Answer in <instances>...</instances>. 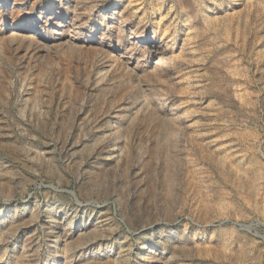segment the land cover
Returning <instances> with one entry per match:
<instances>
[{
  "label": "rangeland",
  "instance_id": "rangeland-1",
  "mask_svg": "<svg viewBox=\"0 0 264 264\" xmlns=\"http://www.w3.org/2000/svg\"><path fill=\"white\" fill-rule=\"evenodd\" d=\"M0 264H264V0H0Z\"/></svg>",
  "mask_w": 264,
  "mask_h": 264
},
{
  "label": "bare ground",
  "instance_id": "bare-ground-1",
  "mask_svg": "<svg viewBox=\"0 0 264 264\" xmlns=\"http://www.w3.org/2000/svg\"><path fill=\"white\" fill-rule=\"evenodd\" d=\"M136 38H141L140 35H137Z\"/></svg>",
  "mask_w": 264,
  "mask_h": 264
}]
</instances>
